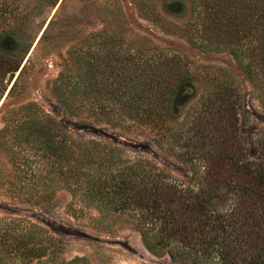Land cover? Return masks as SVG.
<instances>
[{
	"label": "trees",
	"instance_id": "trees-1",
	"mask_svg": "<svg viewBox=\"0 0 264 264\" xmlns=\"http://www.w3.org/2000/svg\"><path fill=\"white\" fill-rule=\"evenodd\" d=\"M190 2L191 16L183 27L187 41L205 50L227 49L261 90L264 102V0ZM45 30L39 41H44ZM7 42L0 37V97L7 88L6 75L8 82L19 72L5 99L21 93L29 62L19 69L21 60L14 51L2 52ZM9 46L16 47L14 41ZM191 83L185 58L102 29L72 44L52 89L71 114L143 128L157 147L185 157L200 151L195 144L199 118L178 121L176 113ZM232 92L223 82L213 93L223 97ZM219 102L209 130L217 145L198 152L207 170L200 172L193 164V180L185 186L154 162L128 156L117 146L72 139L35 102L14 107L4 101L0 151L11 166L9 187L31 205L49 204L57 192L66 191L72 214L93 208L99 224L126 220L149 251L172 261L264 264V168L238 159L237 143L226 137L224 122L236 114L221 107L224 98ZM223 193L229 200L218 206ZM61 254L57 238L42 226L24 218L0 220V264H91L85 257L66 259Z\"/></svg>",
	"mask_w": 264,
	"mask_h": 264
},
{
	"label": "rangeland",
	"instance_id": "rangeland-1",
	"mask_svg": "<svg viewBox=\"0 0 264 264\" xmlns=\"http://www.w3.org/2000/svg\"><path fill=\"white\" fill-rule=\"evenodd\" d=\"M54 1L0 0V37L8 41L2 52L13 50L21 60L19 69L29 60L21 77V93L7 99L5 95L19 70L8 82L6 75L3 83L7 88L0 97L1 104L5 101L16 107L35 102L53 116L60 129L72 139H93L117 146L128 156L154 162L171 174V180L187 186L193 180H190L193 164L200 166V172L207 170V162L198 157V152L203 153L212 143L217 145L209 133L215 126L211 114L224 98L221 107L236 114L224 122L226 137L237 143L238 159L264 168L261 90L253 85L227 49L210 51L187 41L183 27L191 16L190 0H57L52 4ZM50 20L52 24L48 25ZM102 29L132 43L154 45L187 60L192 83L186 97L178 102L176 113L178 121H189L192 116L199 118L201 132L195 144L200 151L176 157L157 147L143 128L113 126L93 116L71 114L58 101L52 87L70 47ZM44 30V41H39ZM12 41L16 45L13 49L9 46ZM223 82L231 85V95L222 97L213 93ZM1 87L2 83L0 94ZM191 137L195 139V135ZM11 173V166L0 151V220L24 218L42 226L57 238L64 258L82 256L91 264H191L149 251L138 230L126 220L99 224L94 220L93 208L85 209L80 215L72 214L67 206L70 195L66 191L57 192L49 204L25 203L9 187ZM228 200L223 193L216 204L222 206Z\"/></svg>",
	"mask_w": 264,
	"mask_h": 264
},
{
	"label": "water",
	"instance_id": "water-1",
	"mask_svg": "<svg viewBox=\"0 0 264 264\" xmlns=\"http://www.w3.org/2000/svg\"><path fill=\"white\" fill-rule=\"evenodd\" d=\"M0 104H1V102H0Z\"/></svg>",
	"mask_w": 264,
	"mask_h": 264
}]
</instances>
